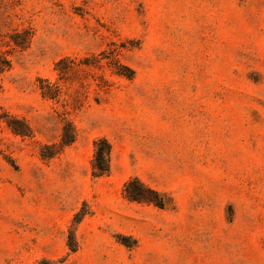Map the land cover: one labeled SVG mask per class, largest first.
Masks as SVG:
<instances>
[{"label": "rangeland", "instance_id": "obj_1", "mask_svg": "<svg viewBox=\"0 0 264 264\" xmlns=\"http://www.w3.org/2000/svg\"><path fill=\"white\" fill-rule=\"evenodd\" d=\"M0 264H264V0H0Z\"/></svg>", "mask_w": 264, "mask_h": 264}, {"label": "trees", "instance_id": "obj_2", "mask_svg": "<svg viewBox=\"0 0 264 264\" xmlns=\"http://www.w3.org/2000/svg\"><path fill=\"white\" fill-rule=\"evenodd\" d=\"M70 127V140L66 141L65 144L73 141L75 137L74 128L71 123L68 124ZM111 144L106 138H98L94 142V156L92 160V170L94 177H101L109 173L110 170V155H111ZM133 184H138L142 192H153L146 185L140 182L138 179L129 182L124 189L125 194L129 199L135 201H143L145 198L143 194L140 192L139 194L133 192L131 187ZM155 193V192H154Z\"/></svg>", "mask_w": 264, "mask_h": 264}]
</instances>
